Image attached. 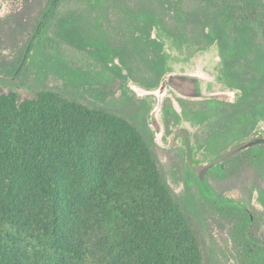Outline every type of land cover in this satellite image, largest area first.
<instances>
[{"label":"rangeland","instance_id":"rangeland-1","mask_svg":"<svg viewBox=\"0 0 264 264\" xmlns=\"http://www.w3.org/2000/svg\"><path fill=\"white\" fill-rule=\"evenodd\" d=\"M173 76L200 94L177 89ZM45 90L117 113L152 143L206 264H264L251 257L264 246V148L231 157L204 181L194 170L264 134V120L239 129L231 119L236 106L259 111L264 102V0H0V94L23 101ZM236 205L252 216L249 238Z\"/></svg>","mask_w":264,"mask_h":264},{"label":"trees","instance_id":"trees-1","mask_svg":"<svg viewBox=\"0 0 264 264\" xmlns=\"http://www.w3.org/2000/svg\"><path fill=\"white\" fill-rule=\"evenodd\" d=\"M256 108L236 106L231 119L255 127L264 102ZM235 208L248 237L252 216ZM261 249L251 257L263 260ZM0 264L206 262L152 143L117 113L45 90L23 101L0 94Z\"/></svg>","mask_w":264,"mask_h":264},{"label":"water","instance_id":"water-1","mask_svg":"<svg viewBox=\"0 0 264 264\" xmlns=\"http://www.w3.org/2000/svg\"><path fill=\"white\" fill-rule=\"evenodd\" d=\"M42 21L43 20L40 21L34 35L32 36L31 40L29 41L27 48H26V51L24 53L23 59H22L20 65H19V67H18V69L14 75H17L21 71L23 66L25 65V62L27 60V57H28L29 52H30L31 47H32V43L35 40V38H36V36L40 30ZM170 83L174 87H176L177 89L189 90V91H192L194 94H200L199 86L196 85L195 83H193L190 79H187L185 77L173 76L170 79ZM259 145H264V134L263 133H256L255 135H253L249 139L236 143L228 151H226L225 153H223V154L219 155L218 157L212 159L211 161H209L207 163L197 164L194 167V170L196 171L198 178L201 181H204L207 178L208 172L212 168H214L215 166L220 165L224 161L230 159L231 157L241 153L242 151H244L248 148L259 146ZM263 240H264V235H263Z\"/></svg>","mask_w":264,"mask_h":264},{"label":"crops","instance_id":"crops-1","mask_svg":"<svg viewBox=\"0 0 264 264\" xmlns=\"http://www.w3.org/2000/svg\"><path fill=\"white\" fill-rule=\"evenodd\" d=\"M199 89H200V87H199Z\"/></svg>","mask_w":264,"mask_h":264}]
</instances>
